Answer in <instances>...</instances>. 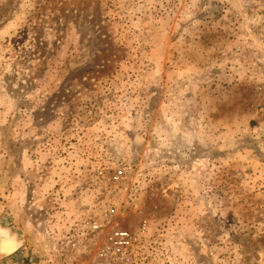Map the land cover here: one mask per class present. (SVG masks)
<instances>
[{"label": "rangeland", "instance_id": "rangeland-1", "mask_svg": "<svg viewBox=\"0 0 264 264\" xmlns=\"http://www.w3.org/2000/svg\"><path fill=\"white\" fill-rule=\"evenodd\" d=\"M262 17L0 0V227L21 243L0 264H94L115 228L137 240L110 264H264Z\"/></svg>", "mask_w": 264, "mask_h": 264}, {"label": "built area", "instance_id": "built-area-1", "mask_svg": "<svg viewBox=\"0 0 264 264\" xmlns=\"http://www.w3.org/2000/svg\"><path fill=\"white\" fill-rule=\"evenodd\" d=\"M262 20H264V17H262ZM121 176L122 170H117L113 177L114 180H118ZM85 227L95 232L100 229L101 224L97 220H90L85 222ZM136 240V236L128 230L122 228L113 229L101 246L98 252L99 259L95 260L94 264H110L114 259L124 256L131 250Z\"/></svg>", "mask_w": 264, "mask_h": 264}, {"label": "bare ground", "instance_id": "bare-ground-1", "mask_svg": "<svg viewBox=\"0 0 264 264\" xmlns=\"http://www.w3.org/2000/svg\"><path fill=\"white\" fill-rule=\"evenodd\" d=\"M0 233H2L0 231ZM19 244V240L14 236H4L0 234V253L14 249Z\"/></svg>", "mask_w": 264, "mask_h": 264}, {"label": "water", "instance_id": "water-1", "mask_svg": "<svg viewBox=\"0 0 264 264\" xmlns=\"http://www.w3.org/2000/svg\"><path fill=\"white\" fill-rule=\"evenodd\" d=\"M0 231L2 232L0 234H2L4 236H14L15 237V235L8 233L7 230H5V229H3L1 227H0ZM20 245H21V243H19V245L17 247H15L14 249H10L7 252H2V253H0V255L3 256V257L9 256L12 253H14L20 247Z\"/></svg>", "mask_w": 264, "mask_h": 264}]
</instances>
